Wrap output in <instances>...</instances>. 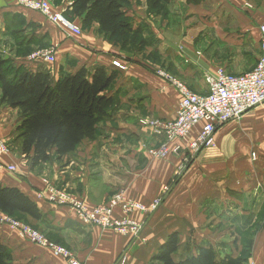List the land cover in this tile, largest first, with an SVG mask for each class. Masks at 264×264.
Masks as SVG:
<instances>
[{"label":"crops","instance_id":"0c3cea01","mask_svg":"<svg viewBox=\"0 0 264 264\" xmlns=\"http://www.w3.org/2000/svg\"><path fill=\"white\" fill-rule=\"evenodd\" d=\"M196 1L172 0L152 10L147 0H130L126 16L145 44L129 48L110 40L98 25L72 36L40 13L18 6L17 0H0V55L17 70L47 72L54 83L81 69L90 76L97 68L117 72L107 91L116 106L99 123L95 139L37 167L16 146L21 116L1 104L0 93V139L14 142L11 153L1 158L5 169L0 170V185L30 198L43 219L26 221L81 264H160L153 258L174 233L180 238L177 259L196 253L200 246L212 247L220 256L239 257L245 249L243 238H249L246 264H264V105L219 129L215 147L193 158L184 171L186 146L173 141L166 159L154 158L149 151L165 139L140 125L144 118L176 117L181 96L160 73L204 95L209 92L208 75L224 70L241 76L261 58L264 0ZM53 2L64 11L70 6L69 0ZM10 15L23 21L7 22ZM43 40L56 48L53 60L31 61L29 53L43 47ZM177 147L181 150L175 153ZM11 166L16 172L6 169ZM45 180L70 189L89 206L119 191L145 205L161 199V205L154 213L134 214L145 226L141 237L133 239L85 225L69 208L40 198ZM0 240L13 264H69L10 227L0 225Z\"/></svg>","mask_w":264,"mask_h":264},{"label":"trees","instance_id":"16d2710c","mask_svg":"<svg viewBox=\"0 0 264 264\" xmlns=\"http://www.w3.org/2000/svg\"><path fill=\"white\" fill-rule=\"evenodd\" d=\"M64 15L82 29L98 25L110 40L123 47L144 46L139 30L126 16L130 0H69ZM172 0H147L152 10H159ZM198 2V0L196 1ZM56 3V2H54ZM17 21H23L19 16ZM78 24V23H77ZM83 31V30H82ZM32 38L30 41H33ZM49 45L43 40V47ZM37 51V50H36ZM35 51L29 53V56ZM0 55L1 104L17 109L21 116L17 128L22 154L31 159L33 167L61 159L75 153L85 140H94L97 127L116 106V100L107 95L117 72L95 69L92 76L86 69L74 74H63L54 83L47 72L33 73L16 69ZM0 212L17 219L22 216L41 221L38 206L17 188L0 185ZM19 215V216H18ZM47 237V236H46ZM50 238V237H49ZM180 238L172 234L160 248L153 261L160 264H246L240 255L220 256L212 247L200 246L196 253L177 259ZM58 245V244H57ZM0 264H13L10 251L0 240Z\"/></svg>","mask_w":264,"mask_h":264},{"label":"built area","instance_id":"2783aa9c","mask_svg":"<svg viewBox=\"0 0 264 264\" xmlns=\"http://www.w3.org/2000/svg\"><path fill=\"white\" fill-rule=\"evenodd\" d=\"M20 5L40 13L48 22L72 36L82 35V28L72 23L61 12L53 7V0H19ZM262 55L257 66L249 73L241 76L227 74L219 70L206 77L209 92L200 95L191 91L185 84L173 77L160 73L179 92L181 98L173 120L144 118L140 125L150 129L153 134L162 136L164 144L159 148L151 149L149 153L157 159H166L172 149L169 144L173 141L182 142L189 152L184 163L191 160L203 151L215 147V135L226 124L238 120L249 111L264 105V24L260 27ZM56 54V48L40 49L29 56L31 61H50ZM114 66L123 69L118 62ZM3 151H8L4 143L0 144ZM181 147L174 149V152ZM1 168V165H0ZM10 172H16L15 167H8ZM167 191V189L165 190ZM50 203L70 207L80 222L85 225L113 230L119 234L138 238L141 224L134 219L135 213H153L161 205V199H156L149 205L137 202L119 191L113 199L102 206L88 208L83 202L69 194L58 193L53 185L45 190ZM40 198L42 193L39 194ZM119 216L116 217V214ZM0 225L17 231L19 236L40 247L51 250L55 256L65 259L69 264H81L66 248L50 241L44 234L32 227L19 222L10 215L0 212Z\"/></svg>","mask_w":264,"mask_h":264},{"label":"rangeland","instance_id":"374dc122","mask_svg":"<svg viewBox=\"0 0 264 264\" xmlns=\"http://www.w3.org/2000/svg\"><path fill=\"white\" fill-rule=\"evenodd\" d=\"M0 4H1V2H0ZM17 5L18 6H20V7H22L21 5H20V2H19V0H17ZM53 7H55L57 10H60L61 12L63 11V7L62 6H60V5H58L57 3H54L53 2ZM23 8V7H22ZM29 10V9H28ZM18 20V18L17 17H12V15H10V16H7L6 17V21L7 22H11V20ZM68 20H70L72 23H73V21L70 19V18H67ZM50 23V22H49ZM81 27V26H80ZM83 30V29H82ZM83 33V32H82ZM17 38H18V41L19 40H22V36L20 35V34H18L17 35ZM129 48H132L133 46L132 45H129L128 46ZM49 48H51V46L50 47H48V48H45V49H49ZM40 50L41 48H34V49H32V51L34 50L35 52H36V50ZM45 49H43V50H45ZM34 53V52H33ZM11 66V69H13V65H10ZM174 78V77H173ZM174 79H176V78H174ZM176 80H178V79H176ZM179 82H182V81H180V80H178ZM183 84H184V82H182ZM152 119H158V118H152ZM15 142H16V146L18 147H20L21 148V144H22V142H21V140L19 139V137L16 139V140H14ZM1 143H4L5 145H6V148L8 149V151H3V149H2V147H0V165H1V168H0V170H2V169H5V166L1 163V158L2 157H4V156H7L8 154H10L11 153V150H12V144L14 143V142H8L7 140H1L0 139V144ZM164 143H162L160 146H158L159 148L163 145ZM158 147H153V149H155V148H158ZM55 159V158H54ZM191 163V162H190ZM190 163L188 164L189 166H190ZM187 164H184V167L182 168V171H184V170H187L188 169V166ZM11 167H13V166H11ZM10 168V167H9ZM7 169V168H6ZM9 170V169H8ZM45 183H46V187H45V190L46 189H48V186L49 185H53L54 186V189H58V193H63V194H69V195H71L72 197H74L75 199H77V200H79V201H81V202H83L88 208H94V207H98V206H102V205H104V204H108L112 199H113V197H114V194L108 199V200H106L105 202H103V203H101V204H97V205H94V206H89L84 200H82L81 198H79L73 191H71L70 189H67V188H61V187H58V186H56V185H54V184H52L51 182H49L48 180H45ZM45 190H43V191H41L39 194H41L42 193V197L41 198H45L46 199V201L47 202H49V200H48V196H47V194H45ZM123 192V191H122ZM40 196V195H39ZM50 203V202H49ZM50 204H53V203H50ZM53 205H55V206H60V205H56V204H53ZM63 207H67V206H63ZM67 208H69L70 210H72L70 207H67ZM73 211V210H72ZM157 211V210H156ZM139 213H142V212H139ZM154 213V212H153ZM75 214V213H74ZM151 214V213H150ZM19 216V215H18ZM75 216H76V214H75ZM134 216V215H133ZM135 219V218H134ZM17 220L19 221V222H21V223H24V224H26V225H28V226H30V227H32L34 230H36V231H38V232H40L41 234H44L45 236H47L45 233H43V231L37 226V225H35V224H32V223H29L28 221H26L27 219L26 218H24V217H22V216H19V217H17ZM138 222V221H137ZM140 223V222H139ZM141 224V231H140V233H139V235H138V237H141V234H142V231H143V228H144V226L145 225H143V223H140ZM47 238L50 240V241H52L53 243H55V241L53 240V239H50L48 236H47ZM56 244V243H55ZM242 245H244V248L245 249H243L244 251H243V253H242V258L243 259H245V260H249L250 259V256L251 255H249L248 254V252H249V245H250V242H249V238H243V240H242ZM63 247V246H62ZM65 248V247H64ZM67 249V248H66ZM68 250V249H67Z\"/></svg>","mask_w":264,"mask_h":264}]
</instances>
